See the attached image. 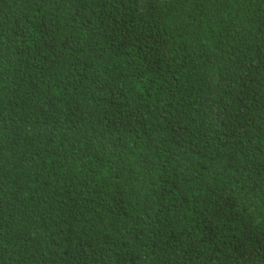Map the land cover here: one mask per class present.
Masks as SVG:
<instances>
[{"label":"trees","instance_id":"obj_1","mask_svg":"<svg viewBox=\"0 0 264 264\" xmlns=\"http://www.w3.org/2000/svg\"><path fill=\"white\" fill-rule=\"evenodd\" d=\"M0 264H264V0H0Z\"/></svg>","mask_w":264,"mask_h":264}]
</instances>
